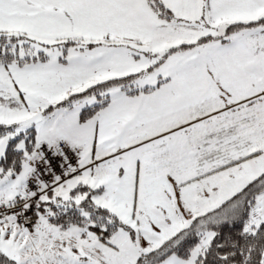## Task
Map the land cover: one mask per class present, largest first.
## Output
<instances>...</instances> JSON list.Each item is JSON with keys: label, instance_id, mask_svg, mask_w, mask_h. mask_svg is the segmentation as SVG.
Wrapping results in <instances>:
<instances>
[{"label": "snow or ice", "instance_id": "1", "mask_svg": "<svg viewBox=\"0 0 264 264\" xmlns=\"http://www.w3.org/2000/svg\"><path fill=\"white\" fill-rule=\"evenodd\" d=\"M0 264H264V0H0Z\"/></svg>", "mask_w": 264, "mask_h": 264}, {"label": "built area", "instance_id": "2", "mask_svg": "<svg viewBox=\"0 0 264 264\" xmlns=\"http://www.w3.org/2000/svg\"><path fill=\"white\" fill-rule=\"evenodd\" d=\"M55 163H57V161H54V164H55ZM57 171H58V169H57ZM45 179H49V177H45Z\"/></svg>", "mask_w": 264, "mask_h": 264}]
</instances>
